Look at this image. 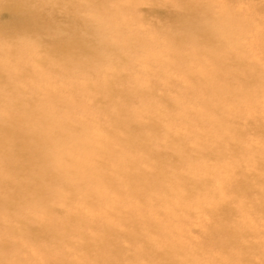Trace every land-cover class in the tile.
Here are the masks:
<instances>
[{
    "label": "bare ground",
    "instance_id": "1",
    "mask_svg": "<svg viewBox=\"0 0 264 264\" xmlns=\"http://www.w3.org/2000/svg\"><path fill=\"white\" fill-rule=\"evenodd\" d=\"M32 1L35 0H0V13L8 17L2 35L32 31L34 25L28 21V13L37 8ZM62 1L55 0L58 4ZM101 1L95 3L92 12L100 9ZM176 3L196 15L188 16L177 37L168 38L164 51L171 67L184 66L189 83L186 93L201 92L206 98L191 105L197 111H188L187 106L192 103L180 102L186 98L178 95L171 105L179 112L172 115L166 112L168 103L164 106L165 95H162L163 111L144 108L131 113L134 114L131 117L123 113L131 99L124 90L116 88L124 79L109 74L105 89L112 101L116 97L121 101L114 105L108 134L122 150L123 158L115 171L120 165L122 174L118 178L128 200L106 198L113 184L101 173L105 144L92 145L87 139L79 140L84 132L75 124H60L59 130H50L49 136L46 135L50 112L59 107L61 94L65 92L69 100L73 98L71 90L66 89L69 83L63 79L62 70L74 65L89 75L92 62L96 61L87 48L90 43L86 37L74 32L49 44L53 47L50 52L59 47L65 51L63 58L54 63L57 77H51L61 80L59 88L39 84L37 88L27 89L22 84L26 71L20 64L12 69L16 84L10 87L6 84L10 72L3 60L15 61L19 53L13 48L0 51V65L4 69L0 71L3 112L0 229L5 227V233L0 230V264H78L75 260L78 251L85 264H264V246L251 240L253 236L264 235V150L255 154L241 149L239 156L246 158L251 168L242 175L243 186L237 191L220 187L222 177L233 171L229 162L236 161V148L244 143L246 132L260 128L252 118L245 124L235 121L233 126L229 125L226 104L245 102L252 108L254 99L247 91L255 87V97L260 95L262 73L246 70L247 64L241 56L234 64L228 62L236 55L238 46L233 36L245 31V24L237 25L236 18L225 9L214 16L213 11L193 3L196 9L206 12L205 17L188 0H176ZM260 12L264 14L262 9ZM200 16L206 20L205 27H197ZM79 24L83 25L82 21ZM39 28L45 31L49 27L39 25ZM203 59L205 62L201 63ZM206 70L209 73L204 74ZM38 96L41 100L36 104L34 99ZM46 102V108H42ZM73 104L70 101L69 106ZM172 123L185 127V135L173 136L172 129L167 128L161 132L163 124ZM195 127L198 132H194ZM261 133L264 136V131ZM64 140L65 145H60ZM129 150L135 155L130 156ZM85 151H90V155H85ZM207 159L217 161L218 166L222 164L219 166L222 171L199 168ZM139 163L148 165L146 178L135 173ZM199 171H206L207 178L199 176ZM253 182L260 192L251 200ZM95 184L97 187L93 188ZM204 197L210 205L204 202ZM162 201L172 204L171 209L162 205ZM56 206L63 211L59 218L52 217ZM121 206L126 211L124 215ZM102 211L107 219L100 218ZM200 211L207 215V226L205 238L197 240L189 237L190 230L182 224L188 222L191 226L192 218L200 215ZM122 216H126L125 221L122 219L118 228L113 221L121 220ZM136 225H141L152 240L142 241L129 233L128 228ZM168 225H173L174 233L161 234V229L166 231ZM113 228L120 230V237L128 247L135 240L143 245L138 253L147 255L141 263L137 255L130 254L124 259L119 256L124 247L112 243ZM175 238L180 242H174ZM72 240L77 246L70 252ZM149 249H155L158 255L149 257ZM33 251L38 258H30Z\"/></svg>",
    "mask_w": 264,
    "mask_h": 264
},
{
    "label": "rangeland",
    "instance_id": "2",
    "mask_svg": "<svg viewBox=\"0 0 264 264\" xmlns=\"http://www.w3.org/2000/svg\"><path fill=\"white\" fill-rule=\"evenodd\" d=\"M71 1L73 5L70 6ZM98 0H63L62 4H58L55 0H35L32 1L36 9H30L28 13V21L33 22V29L30 32L19 31L11 36H4L1 31L5 28L7 15L0 13V51L15 49L19 55L16 60L4 59L7 65L10 76L6 80V84L12 87L15 82L12 69L15 64H20L21 68L26 71L22 79V84L27 88H37L39 84L45 88H50L53 85L58 86L61 80L56 81L57 69L54 65L56 61L63 58L65 51L59 48L55 52H50L53 47L49 46L55 40L61 38L63 35L69 36L71 33L86 37L90 43L87 48L94 54L96 61L92 62L91 72L85 75L80 72L76 66L71 65L65 67L62 72L64 78L69 83L67 90H71L72 99L68 93L61 94V102L56 111L50 112V125L46 131L49 136L50 130H59L60 124L69 126L77 125L83 129V136L79 140L87 139L92 145L96 143H103L106 146L102 153L104 157V165L101 168L102 175L112 182V188L106 193V198L112 200H128L122 191V183L118 176L122 174V168L118 166L117 172L115 167L122 161L123 154L112 137L108 134V129L112 125L113 113L115 110V103L119 104L121 99L116 97L114 101L109 97L105 87L110 81L109 74L121 76L124 80L117 85V91L124 90L131 99L127 107L123 108V113L134 114L140 112L144 108L163 111V102L161 96L165 95L166 112L176 115L179 111L171 105L174 98L178 95L185 96L186 99L179 100L188 104V111H197L192 108L193 103L203 101L206 97H202L201 92L195 95L186 93L188 88V81L184 74V66L171 67L167 60L165 47L170 41L168 38L177 37L183 31V26L189 15H196L191 11H186V8L181 5L178 6L176 0H102L100 9L92 12V7ZM192 5L196 3L202 8L213 11L212 14L217 16L222 9L228 11V14L234 16L237 25L245 24V31L233 36L238 46L236 55H232L228 62L234 64L241 56L246 62V70L253 73L259 71L262 73L260 80L263 86L259 89V96L255 97L256 88L247 91L254 99L252 108H249L245 102H234L230 105L226 104V119L231 126L235 121L240 124H245L249 118L257 122L259 131L246 132L244 143L236 148V161L229 162V166L233 164L227 176L221 179V188H230L233 191L239 190L244 184L243 173L250 171V164L239 156V151L242 149L245 152L258 153L264 150V136L261 133L264 131V0H188ZM194 6V5H193ZM195 8V6H194ZM98 10V11H97ZM195 10L204 15L205 11ZM44 15L47 20L42 17ZM181 19V22L178 20ZM82 21L83 25L79 24ZM197 27H205L206 20L200 16ZM47 28L43 31L39 28ZM175 30V31H174ZM216 40V38H214ZM142 43V44H141ZM205 55V54H204ZM195 57V56H192ZM198 59V58H197ZM205 60H201V63ZM0 71H4L0 65ZM197 72L201 71L198 69ZM50 74V76L48 75ZM209 73V70L203 71ZM249 79V78H247ZM250 80V79H249ZM16 84V82H15ZM42 87L43 89H45ZM193 90V89H191ZM151 94V96L149 95ZM201 95V96H199ZM15 98V96H13ZM35 103H39L41 98L36 97ZM70 101L74 103L69 106ZM74 101V102H73ZM210 101V100H209ZM159 103V106H158ZM213 103V102H212ZM46 104L42 108H46ZM3 114L0 107V118ZM258 119V121H257ZM177 123H172L170 126L163 124L161 132L166 128L172 129L173 136L185 135V127L179 128ZM261 129V130H260ZM167 132V130H166ZM194 132H198V128H194ZM65 140L59 142L60 145H65ZM241 150V151H242ZM240 151V152H241ZM90 151H85V155H90ZM130 156H134L133 150L128 151ZM93 154H91L92 158ZM238 157H241L240 159ZM219 166H223L219 164ZM218 162L207 159L199 164V168L210 167L211 170L222 171L219 168ZM224 172V171H223ZM222 172V173H223ZM140 178H146L148 175V165L146 163H139L136 172ZM198 175L206 179V171H199ZM121 184V185H120ZM252 187L249 193L251 200L256 198L260 192L256 187L255 182L251 183ZM97 184L93 185L96 188ZM115 187V188H114ZM202 194H205L204 189ZM204 202L210 205V201L204 197ZM222 199L219 200V202ZM162 205H167L171 209L172 204H166L164 201ZM121 211H124L121 206ZM62 209L56 206L52 209V214L55 218H59L62 214ZM200 215L194 216L191 221V226L182 224V227L189 231V237L192 239L205 238V227L207 226V215L200 211ZM195 215L194 213H192ZM89 215V213H88ZM128 215V214H126ZM107 216L102 211L100 218L107 219ZM126 216H122L121 220L113 221L115 225L120 228L122 219L125 221ZM190 217V216H188ZM182 218H184L182 216ZM180 225V223H177ZM181 229V227H178ZM1 231L5 233V227L1 226ZM114 236L111 239L112 243L117 242L124 247L119 253V256L124 259L130 254L137 255L141 263L146 255L138 253L140 245L135 240L132 246L128 247L124 239H122L120 230L113 228ZM137 239L146 241L152 240L151 236L144 232L140 225L128 228ZM173 232V225H168L166 231L161 229V234H170ZM258 237L253 236L256 244L264 246V235ZM173 240L176 243L180 241ZM162 241V240H161ZM260 241V242H259ZM164 243V241H162ZM70 252L74 251L77 242L73 240L70 242ZM163 250V248H156ZM208 250V249H206ZM78 251V250H76ZM150 256H157L155 249H149ZM39 255L31 252L30 258L36 259ZM71 258V257H70ZM73 259V258H72ZM75 260L78 264H85L82 262V253L78 251L75 253Z\"/></svg>",
    "mask_w": 264,
    "mask_h": 264
}]
</instances>
